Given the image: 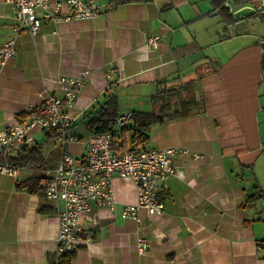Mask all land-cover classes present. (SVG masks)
<instances>
[{
	"label": "crops",
	"instance_id": "obj_1",
	"mask_svg": "<svg viewBox=\"0 0 264 264\" xmlns=\"http://www.w3.org/2000/svg\"><path fill=\"white\" fill-rule=\"evenodd\" d=\"M83 1L98 6L97 17L15 37L17 56L0 67V130L26 121L59 77L86 72L66 110L71 130L83 135L84 112L108 95L119 115L162 112L147 147L177 150L172 165L183 176L161 188L162 212L138 211L140 227L121 217L136 202L133 183L114 177L112 207L94 209L96 226L79 220L91 240L75 248L71 264L264 262V43L256 44L264 41V13L243 8L255 1L229 0L230 8L225 0ZM14 23L0 0V46ZM151 34L161 39L150 51ZM184 107L187 114L174 116ZM32 135L30 146L7 156L15 176L0 174V264H48L56 253L61 203L46 198L42 182L64 153L82 158L88 138L63 149L53 133ZM139 236L148 241L143 254Z\"/></svg>",
	"mask_w": 264,
	"mask_h": 264
},
{
	"label": "built area",
	"instance_id": "obj_2",
	"mask_svg": "<svg viewBox=\"0 0 264 264\" xmlns=\"http://www.w3.org/2000/svg\"><path fill=\"white\" fill-rule=\"evenodd\" d=\"M5 1L15 11V23L12 27L13 37L0 46L1 68L17 56L15 37L21 32L29 31L35 36L42 24L92 19L99 13L98 6L92 1ZM239 1H255V6L243 8L252 12L264 11V0ZM224 7H231L229 0L224 1ZM160 39L158 34L149 35L145 47L150 51L155 50ZM86 80V72L75 77L61 76L55 81L53 90H43L40 94L42 102L30 113L26 121L0 130V156L6 157L13 151L30 146L34 142L32 134L35 131L53 133L64 149L68 140H74L72 137H66V131L72 121L66 110L74 104L85 87ZM131 116V112L118 115L116 126L121 128L128 125ZM176 153L179 152L174 149L119 153L114 149L112 137L107 133L91 135L85 142L84 154L80 159L64 153L54 171L42 182L46 198L61 203L57 213L56 253L71 252L78 245L90 242L91 236L81 228L79 220L82 216H87L90 224L96 226L98 221L94 209L112 207L114 177L130 180L136 192V202L123 207L122 218L132 219L140 227L139 210L143 209L150 215L162 212L164 204L158 199L161 188L170 176H183L182 172L172 165ZM0 174L14 177L16 168L11 164L0 163ZM135 248L143 254L148 248V241L137 237Z\"/></svg>",
	"mask_w": 264,
	"mask_h": 264
},
{
	"label": "trees",
	"instance_id": "obj_3",
	"mask_svg": "<svg viewBox=\"0 0 264 264\" xmlns=\"http://www.w3.org/2000/svg\"><path fill=\"white\" fill-rule=\"evenodd\" d=\"M133 2H148L150 0H129ZM264 16V15H263ZM264 46V45H263ZM187 105V104H185ZM188 110L184 109L174 113V116L187 114ZM30 113H27L29 115ZM131 120L128 125L118 128L116 118L119 115L117 99L114 95L106 96L105 102L96 110L84 112L83 129L84 133L79 134L77 130H71L74 126H69L66 131V137H72L81 140L88 136L107 133L112 137L114 149L119 153L134 151L140 153L146 149L149 141V129L154 124L163 123L162 112H131ZM69 133V134H68ZM87 138V139H88ZM0 163L10 164L9 158L0 156ZM29 192L33 190L28 189ZM74 251L62 252L47 256L48 264H71L75 254Z\"/></svg>",
	"mask_w": 264,
	"mask_h": 264
},
{
	"label": "rangeland",
	"instance_id": "obj_4",
	"mask_svg": "<svg viewBox=\"0 0 264 264\" xmlns=\"http://www.w3.org/2000/svg\"><path fill=\"white\" fill-rule=\"evenodd\" d=\"M5 1V0H4ZM5 3H7L6 1H5ZM8 4V3H7ZM11 8H12V11H13V13H14V16H15V11H14V9H13V7L10 5V4H8ZM14 26V24L12 25V27ZM263 28V26L261 25L260 26V28H259V31L260 32H264V30L262 29ZM25 32H27V31H25ZM28 33L30 34V32L28 31ZM31 35V34H30ZM40 102H42V99H41V96H40Z\"/></svg>",
	"mask_w": 264,
	"mask_h": 264
},
{
	"label": "bare ground",
	"instance_id": "obj_5",
	"mask_svg": "<svg viewBox=\"0 0 264 264\" xmlns=\"http://www.w3.org/2000/svg\"><path fill=\"white\" fill-rule=\"evenodd\" d=\"M146 149H157V148H151V147H147ZM146 149H144V150H146ZM167 149H171V148H167ZM144 150H142V151H144ZM163 150V149H162ZM175 150V149H174ZM141 151V152H142ZM165 184V183H164ZM43 188H44V186H43Z\"/></svg>",
	"mask_w": 264,
	"mask_h": 264
},
{
	"label": "water",
	"instance_id": "obj_6",
	"mask_svg": "<svg viewBox=\"0 0 264 264\" xmlns=\"http://www.w3.org/2000/svg\"><path fill=\"white\" fill-rule=\"evenodd\" d=\"M259 13H264V11H260ZM258 13V14H259ZM262 43H264V41H259V42H257L256 44H262Z\"/></svg>",
	"mask_w": 264,
	"mask_h": 264
}]
</instances>
